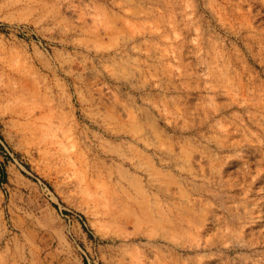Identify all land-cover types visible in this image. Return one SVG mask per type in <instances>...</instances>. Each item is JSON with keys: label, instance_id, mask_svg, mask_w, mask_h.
I'll return each instance as SVG.
<instances>
[{"label": "rangeland", "instance_id": "1", "mask_svg": "<svg viewBox=\"0 0 264 264\" xmlns=\"http://www.w3.org/2000/svg\"><path fill=\"white\" fill-rule=\"evenodd\" d=\"M0 264H264V0H0Z\"/></svg>", "mask_w": 264, "mask_h": 264}]
</instances>
